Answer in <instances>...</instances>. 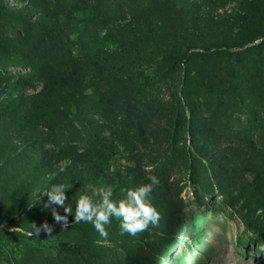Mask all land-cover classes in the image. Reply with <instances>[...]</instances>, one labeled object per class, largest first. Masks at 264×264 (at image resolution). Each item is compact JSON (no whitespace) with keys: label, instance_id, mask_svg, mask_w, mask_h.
Segmentation results:
<instances>
[{"label":"trees","instance_id":"trees-1","mask_svg":"<svg viewBox=\"0 0 264 264\" xmlns=\"http://www.w3.org/2000/svg\"><path fill=\"white\" fill-rule=\"evenodd\" d=\"M7 1L0 63L39 84L0 73V225L19 246L8 264H169L187 226L182 176L216 186L264 245V0ZM147 71L170 93L168 109L137 106ZM122 150L129 164L114 169ZM152 176L160 219L135 236L111 218L101 237L71 213L67 223L55 209L41 216L56 184L74 214L82 194L110 186L118 200ZM41 224L55 231L56 255L34 236Z\"/></svg>","mask_w":264,"mask_h":264},{"label":"rangeland","instance_id":"rangeland-1","mask_svg":"<svg viewBox=\"0 0 264 264\" xmlns=\"http://www.w3.org/2000/svg\"><path fill=\"white\" fill-rule=\"evenodd\" d=\"M14 4L13 0L7 2ZM22 31L17 27L5 28L4 32L14 35ZM77 36L73 37L76 40ZM74 55L79 54V48L73 47ZM20 75L32 81L37 88L39 84L33 80L29 69L20 67H7L0 63V73ZM148 79H141L143 84L137 106L143 111H148L142 105L154 100H159L161 105L168 109L171 102L170 93L152 71H147ZM29 91L34 90L28 86ZM156 106V105H152ZM190 145V141L188 142ZM129 154L123 150L112 160L114 169H124L129 164ZM182 186L181 197L184 201V216L186 218L185 235L169 259V264H264V245H254L251 235L244 227L242 213L238 206L230 208L225 202V196L215 186L214 190L205 191L187 180V176L180 179ZM214 184V183H213ZM52 204L42 210L41 216L47 220L50 210L55 209ZM8 223L0 225V264L7 263V252L17 248L18 241ZM55 232V231H50ZM49 232H40L35 236L47 249V254L56 255L53 250L54 235Z\"/></svg>","mask_w":264,"mask_h":264},{"label":"clouds","instance_id":"clouds-1","mask_svg":"<svg viewBox=\"0 0 264 264\" xmlns=\"http://www.w3.org/2000/svg\"><path fill=\"white\" fill-rule=\"evenodd\" d=\"M158 185L159 179L152 176L147 184L125 189L123 197L118 200L112 199V188L105 186L92 193V197H97L96 199L88 195H80L75 203L74 214L71 208L65 207V193L68 188L63 183L52 186L47 191V196L50 203L63 208L64 215L53 210L55 222L67 223V214L71 213L74 223H91L101 237H106L105 226L110 223L111 218L118 221L121 235L127 233L135 236L148 229L149 225L153 228L158 226L160 214L149 199L153 188ZM32 229L36 233H39L41 229L45 232L51 231L47 224H41L39 227L33 225Z\"/></svg>","mask_w":264,"mask_h":264}]
</instances>
